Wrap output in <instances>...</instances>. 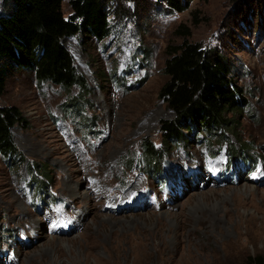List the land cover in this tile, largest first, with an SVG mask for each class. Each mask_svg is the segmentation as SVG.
<instances>
[{
  "label": "rangeland",
  "instance_id": "rangeland-1",
  "mask_svg": "<svg viewBox=\"0 0 264 264\" xmlns=\"http://www.w3.org/2000/svg\"><path fill=\"white\" fill-rule=\"evenodd\" d=\"M147 2L137 13L125 0L129 15H109L104 40L62 38L87 85L82 99L78 85L69 93L33 71H7L0 105L18 107L28 125L11 128L24 162L0 153V264H237L264 254V0H190L182 12ZM180 24L235 66L249 108L233 140L248 143L252 169L239 159L221 174L225 144L204 130L165 150L164 173L189 177L156 179L141 161L142 141L160 148V122L174 117L158 92ZM30 162L50 172L48 198L30 186Z\"/></svg>",
  "mask_w": 264,
  "mask_h": 264
},
{
  "label": "trees",
  "instance_id": "trees-1",
  "mask_svg": "<svg viewBox=\"0 0 264 264\" xmlns=\"http://www.w3.org/2000/svg\"><path fill=\"white\" fill-rule=\"evenodd\" d=\"M63 1L6 0L8 7L0 11V96L5 91L7 71L23 68L33 71L38 83L50 82L69 93L75 85L80 86L78 97L82 99L87 85L62 38L80 35L104 40L111 32L109 15L123 20L130 10L125 6V0H69L71 14L65 16ZM160 3L171 11L182 12L190 0H160ZM135 5L134 11L138 13L152 3L136 0ZM238 17L246 20L244 16ZM177 33L183 42L168 46L162 70L166 80L158 92L174 117L160 122V148L147 139L142 141L143 165L158 179L164 173L165 150L173 143L185 142V131L204 130L209 137L216 138L217 143L221 142L218 149L225 144L224 175L239 159L246 168L252 169V161H256L246 154L248 143L233 140L239 116L249 108L248 96L235 79L233 62L221 47L203 48L199 43L189 41L190 29L186 25L180 24ZM79 100L75 101L87 103L85 98ZM15 125H28L21 110L14 105H0V153L11 164L20 165L25 157L12 136L11 128ZM27 170L35 193L48 198L46 189L51 176L47 175L50 172L46 165L30 162ZM240 170L235 166L232 171L238 174ZM171 171L174 180L189 177L180 167ZM237 264H264V254H250L246 262Z\"/></svg>",
  "mask_w": 264,
  "mask_h": 264
}]
</instances>
